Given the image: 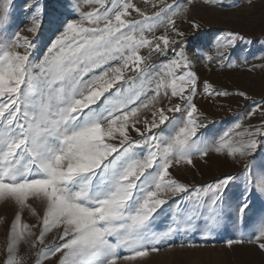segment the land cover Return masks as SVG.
Segmentation results:
<instances>
[{"label": "snow or ice", "instance_id": "obj_1", "mask_svg": "<svg viewBox=\"0 0 264 264\" xmlns=\"http://www.w3.org/2000/svg\"><path fill=\"white\" fill-rule=\"evenodd\" d=\"M86 2L98 7L64 21L35 65L30 57L43 27L40 0L26 4L31 35L12 31L10 9L0 8V202L17 208L3 264H25L22 244L35 250L34 264L52 258L57 264H136L159 252L160 240L174 231L161 236L153 230L170 199L174 222L202 220L212 230L233 211L245 214L252 196L264 197V163L255 165L264 147V97L253 99L247 116L223 132L209 129L193 102L199 76L184 41L170 36H184L176 17L188 8L145 0L153 9L148 14L130 0ZM161 26L163 34L154 35ZM237 40L244 37L231 31L217 37L221 48ZM170 46L174 57L160 65H147L141 55L142 49L166 55ZM202 91L229 95L208 81ZM257 113L260 125H245ZM213 153L242 165L241 171L195 187L170 171ZM30 200L41 201L42 213ZM25 209L38 217L36 224L24 222ZM252 229L228 239L227 247L249 244L264 252V218Z\"/></svg>", "mask_w": 264, "mask_h": 264}, {"label": "rangeland", "instance_id": "obj_2", "mask_svg": "<svg viewBox=\"0 0 264 264\" xmlns=\"http://www.w3.org/2000/svg\"><path fill=\"white\" fill-rule=\"evenodd\" d=\"M27 2L28 0H2L0 8L10 9L12 31L19 30L23 34L31 35L26 31L31 26V13L26 10ZM130 2L146 9L148 14L153 11L145 0ZM167 2L173 3V0ZM40 3L43 5V27L38 33V43L30 57L33 65L46 54L50 41L63 31L64 21L79 20L83 14L98 7L96 4L87 3L86 0H40ZM73 5L77 7L73 8ZM175 5L180 9L188 8L186 14L182 13L176 17L177 26L184 36L176 37L171 33L170 36L172 39L184 41V50L193 65L192 70L199 76L198 94L193 102L207 118L205 122L209 129L221 133L238 119L247 116L253 107V99L260 101L261 97H264V0H175ZM131 18L139 17L132 13ZM194 23L199 27H193ZM164 31L161 26L154 35L159 36ZM229 31L239 33L244 40H237L235 46L221 48L217 37ZM173 47L175 46L169 47L166 55L155 52L149 54L148 49H142L141 55L147 58V65H160L161 62H167L174 57ZM221 51L223 56L218 55ZM208 56H211L212 60H208ZM99 71L96 70V74H99ZM90 77L91 74L84 78L87 80ZM203 81H208L213 89L227 91L229 95L217 97L204 94ZM240 91H244L250 99L239 96L237 93ZM176 102V98H172V103ZM163 103L167 105L168 99L163 98ZM145 115L151 119L150 113L146 112ZM260 121L259 113L251 119H244L245 125L259 126ZM132 135L139 139L134 132ZM262 163L264 147L260 155L255 157L257 167ZM241 169L242 165L231 158L213 153L207 158L195 156L192 165L182 164L170 171L181 182L195 187L211 183L224 175L235 174ZM251 201L245 214L237 216L233 211L231 217L226 216L219 227L209 230L202 220L197 221L194 226L174 222L172 212L176 206L170 199L163 212L156 216L153 230L161 236L170 228L174 231L160 240L159 252L150 254L136 264H264V252L255 245H234L229 249L226 244L228 239L240 238L241 231L251 233L253 222L264 218V197L254 195ZM30 204L42 213L41 201L30 200ZM16 211L13 202H0V264H3L6 255L7 232ZM23 219L29 224L38 222V217L33 216L28 209L24 210ZM53 239L54 233L49 234L47 240ZM20 255L25 264H34L35 250L28 245H21ZM45 264H57V258H52Z\"/></svg>", "mask_w": 264, "mask_h": 264}]
</instances>
